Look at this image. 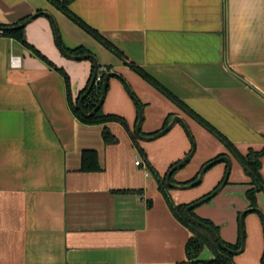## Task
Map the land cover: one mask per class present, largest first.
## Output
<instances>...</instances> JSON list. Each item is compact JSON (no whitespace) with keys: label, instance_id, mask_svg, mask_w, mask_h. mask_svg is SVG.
Segmentation results:
<instances>
[{"label":"crops","instance_id":"obj_1","mask_svg":"<svg viewBox=\"0 0 264 264\" xmlns=\"http://www.w3.org/2000/svg\"><path fill=\"white\" fill-rule=\"evenodd\" d=\"M44 10L55 17L64 46L86 47L123 77L110 78L105 113L123 116L134 130L139 107L128 83L144 107L143 132H158L174 114L184 118L197 147L175 172L177 183L191 181L220 154L231 157L224 189L195 212L213 220L224 240L237 243L251 178L224 142L49 0H0V24ZM70 10L240 152L264 147V0H74ZM25 38L67 71L76 99L94 61L66 57L46 14L28 23ZM13 56L19 65L12 66ZM105 127L75 116L62 73L15 37L0 35V264H202L188 258L193 233L175 216L158 176L136 164L142 155L129 130L110 122L118 141L109 145ZM156 140L141 142L152 168L164 176L189 154L192 142L180 122ZM86 149L97 150L101 170L81 169ZM261 162L264 179V155ZM226 168L219 162L191 189L171 188L173 202L208 194ZM258 200L264 211L263 193ZM245 232V250L234 263L264 264L262 215L247 213ZM206 249L198 260L216 256L211 246Z\"/></svg>","mask_w":264,"mask_h":264},{"label":"trees","instance_id":"obj_2","mask_svg":"<svg viewBox=\"0 0 264 264\" xmlns=\"http://www.w3.org/2000/svg\"><path fill=\"white\" fill-rule=\"evenodd\" d=\"M49 1L59 11L61 10L73 22L77 23L82 29H84L91 36H93L106 49H109L111 52H113L121 60H124L136 73H138L139 75H142L143 78L146 79L153 87H155L159 91H162L173 102H176V104L181 106L189 115H192L198 122H200L202 125L207 127L210 131H212L217 137H219L225 143L228 151L233 154V156L238 160V162H240L242 167L245 168L246 173L251 178V181L249 183H247L248 188H247L246 193H245L246 199L249 201V207H255L256 208V206H259V200H258L259 193L264 194V179H263L262 174H261V166H262L261 157L264 155V147L259 151L250 150L248 154H244L243 152H240L239 149H237V147L234 145V143L228 137H226L223 133L219 132L209 121L205 120L191 106L189 107L176 94L172 93L169 89H167L158 79H156L153 75H150L142 66L140 67L135 62L128 60L126 55L121 50H119V48H117V46L115 44H112L109 40H107L100 33V31L98 29L90 27L78 15H75L74 13H72L70 10V4L74 0H49ZM27 18H24L21 21H18L12 25L0 24V35H4L7 37H11V38L15 37L16 39L21 41L26 47L31 48L35 52V54H37L40 58H42L44 61L46 60L47 62H49L60 73H62V75L66 79L67 93H68V97H69L70 108L73 110L75 116L77 118H79L85 124H89V125L105 124L106 127L103 131V140H105L106 144L110 145L111 143H115L118 141L116 135H114V133H112V131H110V129L108 127V124L110 122H118L120 124H123L129 130L131 137L134 140V144L136 145L139 154L142 155V157H144V160L147 163L148 169H150V171H152L155 175L158 176V178L160 180V186L163 188V190L166 194V197L168 199V202H170V204H171V209L173 210L175 216L180 218V220L185 225L188 226L191 233H193V235L190 237V239L186 245L188 258L190 260L196 261L198 263L201 262L202 264H235L234 263V257H233L235 255L234 252L229 251L228 249L221 248L218 245V243L214 237V234L210 230L204 228L201 225H198L195 222L190 221L187 217H185V209L189 205H192V203H195L197 200L208 196V194H210L212 191L208 192V194L204 195L203 197L192 201L191 203H180V204H178V203L173 202V200L169 194V190L171 189V187L168 186L166 183V176L168 173H166L164 176H161L158 174V172L156 170H154V168H152L150 162L148 161V156L146 155L144 148H142L140 145V139L138 138V136L136 134V127L134 128V130H132L130 128L129 123H127V120H125L124 117H122L118 114L105 113L103 108H102L103 104L99 107V109L92 116H85L82 113L81 109H79V107H78L79 100L82 97V95L85 94V92L89 88L90 84L92 83L93 74H94V71L96 68L95 63L93 64V68H92V71L90 74V79L88 81V84L86 85V87L84 89H82L79 92L78 97L76 99H74L73 93L71 92V90H72L71 89V78L69 77L67 71L63 67H61V68L57 67L56 64L54 62H52L51 60H49L46 55H43L39 49H37L35 46H33L32 44H30L26 41L25 27L24 28L9 29V27H12L14 25H17V24L24 22ZM65 47H66L67 51L73 55L87 54V53L93 54L90 50H88L84 46H78L76 49H70L67 46H65ZM112 69H113V66L110 64H109V66H106V67H104L102 64L100 65L99 72L96 76L97 78H96V81L94 83V86L91 89V91L89 92V95L86 96L83 100V107L88 113H90L94 110V107L98 104L100 98L102 97L105 75H106V73L109 72V70H112ZM99 76L101 77L100 80H98ZM127 87H128V85H127ZM140 104L142 105L141 102H140ZM137 107H138V105H137ZM139 117H140V108H139V115H138L137 122L139 120ZM169 118H170V116L167 117V119L165 120L164 127H166L167 124L169 123L168 122ZM156 133H158V132H156ZM156 133L147 134V133L142 131V134H144V135H154ZM225 154L226 153L220 154L211 160H215L217 158H220ZM81 156H82L81 169L83 171L96 172L97 170H101V164H100L98 152L96 149L95 150H92V149L83 150ZM211 160H209V161H211ZM174 165H172L169 168V171ZM176 171L177 170H175V172ZM199 173L191 181L186 182V183H190L193 180H195L198 177ZM226 173H227V171H226ZM226 173H225V175H226ZM174 174L172 176V181L174 183H176V181L174 180ZM225 175H224L223 179L225 178ZM223 179L217 184L215 189L220 186V184L223 182ZM215 189H213V190H215ZM196 207L192 208V210L190 211V214L192 217L193 216L197 217L204 224H206L208 226L210 225L211 227H213L220 234V239H221L222 243L224 245H226L228 248H230L232 250H239L240 249L241 244H242V233L240 232V230H239L240 235H239L237 243L233 244V243H230V242L224 240L221 236V232L219 230L218 225H216L214 223V221L211 220L210 218L207 219L204 217H200L195 212ZM240 214H241V212H240ZM240 214H239V216H240ZM240 218H241V216H240ZM239 221H240V219H239ZM207 242L210 243L209 246H211L212 249L215 250L216 256L213 258H210V260H198L197 258L202 253L203 246L205 244H208ZM263 263H264V257H263Z\"/></svg>","mask_w":264,"mask_h":264},{"label":"water","instance_id":"obj_3","mask_svg":"<svg viewBox=\"0 0 264 264\" xmlns=\"http://www.w3.org/2000/svg\"><path fill=\"white\" fill-rule=\"evenodd\" d=\"M44 14L48 15L52 19L53 25H54V30L56 32V39H57L58 46H60V49L62 50L63 54L66 57H68L69 59H72V60L89 59V60L94 61V63H95L96 68H95V71H94V74H93L92 83L90 84V86L87 89V91L85 92V94L82 95V97L80 98L79 103H78L79 109H81L82 113L85 116H92L99 109V107L104 103V100H105L106 95L108 93L107 90H108V87H109L110 78L112 76H119L120 78L123 79V77L118 72H116L114 70H109V72L106 73L105 80H104L103 91H102L103 95L100 98L98 104L94 107V110L92 112L88 113L83 107V100H84V98L86 96L89 95V92L93 88L94 83H95L96 78H97L96 76H97V74L99 72V67L101 65V62L99 61L97 55L94 54V53L93 54H88V53L87 54H77V55H73V54L69 53L67 51L66 47L62 43L61 31L59 30V27L57 25L55 17L53 16V14H51L50 12L45 11V10L31 14L24 22H22L20 24H17V25H14L12 27H9V29H12V28H24V27H26L28 25L29 22H31L32 20H34L38 16H41V15H44ZM127 85H128L129 92L131 93L133 99L135 100V102L137 103L138 107L140 108V117H139V120L137 122L138 124L136 126V134H137L139 139H141V140H143V139L144 140H155V139L159 138V136H161V135L165 134L166 132L170 131L179 122L185 127V130H186V132L188 134V137L191 138V142H192L191 151L189 152V154L184 159H182L181 161L177 162L170 169V171L168 172V174L166 176V183H167L168 186H170L171 188H175V189L176 188L191 189L192 187L200 184L203 181L207 170L210 167H212L214 164L219 163V162H223V161H225L227 163V169L228 170H227L225 178L223 179V182L220 184V186L218 188H216L215 190H213L210 194H208V196L197 200L195 203H192V205H189L185 209V217H187L190 221L195 222L198 225H201L204 228L210 230L214 234V237H215L218 245L221 248L228 249L229 251L234 252V254H240L242 251L245 250V244H246V232H245L246 214L250 213V212H258L260 215H262L263 221H264V211H263V209L260 206H256V208L255 207L245 208L244 210H242V212L240 214V216H241V218H240V232L242 233V244H241V247H240L239 250H232V249L228 248L226 245H224L222 243V241L220 239V234L213 227H211L210 225L208 226V225L204 224L197 217H194V216L192 217L191 214H190V211L192 210V208L208 202V200H210L213 197H215L218 193H220L224 189V186L227 183V181L229 179V176H230V173H231V170H232L231 169V166H232L231 157L229 155L225 154V155H223L220 158H217L215 160H211V161L207 162V164H205L202 167V170L200 171L198 177L195 180H193L192 182H190V183H177V182L174 183L172 181V176L175 173V170H177V169H179L181 167H184L186 164H188V162H190L192 156L194 155L193 153L195 152L196 147H197L196 139L193 137V134H192L189 126L187 125V123L185 122L184 118L180 114H174V115L170 116L169 121H168L169 123L167 124V126L164 127L163 129L159 130L158 133H156L154 135H144V134H142V124H143L142 122H143V118H144V107L140 104V101H139L138 97L136 96L134 91H132L130 85L128 83H127Z\"/></svg>","mask_w":264,"mask_h":264},{"label":"built area","instance_id":"obj_4","mask_svg":"<svg viewBox=\"0 0 264 264\" xmlns=\"http://www.w3.org/2000/svg\"><path fill=\"white\" fill-rule=\"evenodd\" d=\"M18 58H19V57H17V56H13V57L11 58L10 63L12 64V66H13V65H19V64H20ZM100 79H101V77L99 76V77H98V80H100ZM136 164H137L138 166L144 167V168L146 169V170H145L146 173L149 174V171L147 170V163H146V161H145L144 159H142L141 157H138L137 160H136Z\"/></svg>","mask_w":264,"mask_h":264},{"label":"rangeland","instance_id":"obj_5","mask_svg":"<svg viewBox=\"0 0 264 264\" xmlns=\"http://www.w3.org/2000/svg\"><path fill=\"white\" fill-rule=\"evenodd\" d=\"M127 85V84H126ZM103 110H104V108H103ZM123 117V116H122ZM161 138V137H160ZM156 142H158V140H154L153 142H150V143H156ZM144 144V143H143ZM225 144V143H224ZM140 145L142 146V142H141V139H140ZM226 146V145H225ZM143 147V146H142ZM144 148V147H143ZM233 155V154H232ZM141 158H142V156H141ZM143 159V158H142ZM207 164V163H206ZM218 164V163H217ZM217 164H215V165H217ZM215 165H213L211 168H213V167H215ZM224 177V176H223ZM215 189V188H214ZM211 191H213V190H211ZM214 199V198H213ZM206 204H208V203H205L204 205H206ZM197 208V207H196ZM208 243V242H207ZM209 245H210V243H208V244H205L204 246H203V251H202V253H201V255H203L206 251H207V247H209ZM233 257H236V254L233 256Z\"/></svg>","mask_w":264,"mask_h":264}]
</instances>
